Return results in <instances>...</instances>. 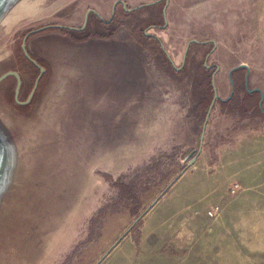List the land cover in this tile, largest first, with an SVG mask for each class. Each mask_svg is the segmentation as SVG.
Listing matches in <instances>:
<instances>
[{
	"label": "rangeland",
	"instance_id": "obj_1",
	"mask_svg": "<svg viewBox=\"0 0 264 264\" xmlns=\"http://www.w3.org/2000/svg\"><path fill=\"white\" fill-rule=\"evenodd\" d=\"M115 1L20 0L14 6L43 7L28 28L82 30L72 32L76 40L59 31L32 35L27 51L49 71L37 96L22 109L0 96V264H264V108L247 99L240 104V90L226 105L216 101L203 147L186 167L200 148L209 108L202 107L213 72L206 56L208 65L219 66L215 87L225 100L230 70L263 43L256 21L264 17V0H167L165 26L160 9L141 6L159 0H124L141 11L104 21ZM238 7H252L249 18ZM81 31L105 38L81 41ZM143 32L159 37L175 67L167 56L148 52L159 46ZM192 40L198 42L183 66ZM22 55L35 79L40 68ZM9 69L23 74L20 100H26L34 79L16 59L0 64V71ZM77 69L83 75L93 69L101 81L89 102L84 98L89 122L68 130L56 111L68 90L62 73L76 76ZM236 79L243 88L244 77ZM15 86L9 76L0 93Z\"/></svg>",
	"mask_w": 264,
	"mask_h": 264
},
{
	"label": "crops",
	"instance_id": "obj_2",
	"mask_svg": "<svg viewBox=\"0 0 264 264\" xmlns=\"http://www.w3.org/2000/svg\"><path fill=\"white\" fill-rule=\"evenodd\" d=\"M42 9L43 7H37V4H35V7H33L28 3H23L20 7H0V61L12 58L19 60L18 54L15 55V52L17 51L16 42L19 38L18 35L23 30L31 27L37 22H35V19ZM250 9L252 10V7H249L248 10L246 7H238V11L241 12V16L244 18V20L249 18L246 16V13H249ZM253 9L256 10L257 7H253ZM260 20L261 21L259 23L256 21V23L259 24L257 33L260 34V36L262 33L264 36V17H261ZM255 32L256 27L254 33ZM259 45V51L258 49H255V51L250 52V56L241 58L239 60L241 62H239L237 66L230 70L229 75L231 80V93L225 100H232L234 97H238L236 95V91L240 90L242 91L239 96L241 100L238 101L240 104L241 101L245 99V97L256 94L259 97L258 108H264V84L262 80V77H264V38L263 43L259 42ZM0 64L2 63L0 62ZM60 69L56 68V70ZM77 70L78 73L76 76L75 74L68 75L62 73V76H66L67 81L70 83H68V90L65 92V94H62V100L72 96V103H77L78 106H83L86 108L89 105L84 104V98L86 99L85 102H89L88 99L91 97L92 93L96 92L98 84L97 82L101 81V77L95 75V73L92 72L93 69L89 70V73L84 75L82 74L81 70ZM4 72L5 70H2L0 71V74ZM235 75H242L244 77L245 82L243 88L238 86L237 82L239 81L238 79L235 80ZM51 76H53L54 80V77H56L55 71L54 74H51ZM83 76L85 77L84 79ZM11 93L12 92H10L6 98L9 102L15 104V99H12L10 96ZM75 97H77V100ZM101 97L102 95L100 92L99 99ZM17 106H19V104Z\"/></svg>",
	"mask_w": 264,
	"mask_h": 264
},
{
	"label": "water",
	"instance_id": "obj_3",
	"mask_svg": "<svg viewBox=\"0 0 264 264\" xmlns=\"http://www.w3.org/2000/svg\"><path fill=\"white\" fill-rule=\"evenodd\" d=\"M20 0H0V7H14ZM149 4H152V3H149ZM149 4H146V5H149ZM166 7L164 8V17H165V25H167V20H166ZM63 25H47V26H43V27H40L38 29H35L33 31H31L30 33H33V32H39L43 29H46V28H50V27H61ZM70 28H73V27H70ZM73 29H81V28H73ZM26 34V36L24 37L23 39V42H22V49L25 53V56L31 60L36 66H38L40 68V75L38 77V79L36 80V83L33 87V89L31 90V92L29 93L28 97L26 98V100L24 101H21L20 100V94L23 92V77L22 75L20 74V72L18 70H12V69H9L7 71H5L4 73L0 74V85L3 84V82L6 80L7 77L9 76H14L15 77V80H16V86L14 89H10V88H5L3 90V95L0 93V96H3L5 99V102L10 105L12 108H13V104L11 102H9L6 98V96L10 93V92H14V99H15V102L19 105H25V104H30V102L32 101L33 97H34V94L38 88V84H39V80L41 79L42 75L44 72H46V69L44 67H41L40 64L36 61V60H33L30 55H29V52L27 51V38L29 36V34ZM194 41H197V40H192L190 42H188V45H187V48H186V51H185V54H184V61H185V57L187 55V50L189 48V45L191 44V42H194ZM169 56V54H168ZM208 57L209 55L206 56V66L209 68L211 67L210 65L207 64V60H208ZM8 59H5V60H2L0 61L3 64H5L7 62ZM171 60V59H170ZM172 61V60H171ZM173 63V61H172ZM184 64V63H183ZM219 70V67L217 66V69H216V72ZM216 72L213 74L212 76V85H213V90H214V96H213V99H212V102L208 108V112H207V115H206V120L204 122V129H203V132H202V135H201V138H202V141H201V145H200V148L197 150H193L190 155L193 157L189 159L188 161V164L186 167L188 166H191L194 164L197 156L199 155L202 147H203V138L205 136V128H206V125H207V121L209 119V115L214 107V104L215 102L220 99V96L218 95L217 93V89L215 87V75H216ZM26 77V76H25ZM26 79V78H25ZM98 83V82H97ZM75 99L77 100V97H75ZM72 100V96H70L69 98H66L63 100V102H65V105H62V107H59L61 110H58L56 111L57 114H59L60 116V119H59V123H61V125H64V127L66 129L69 130V125H83L89 121H86L84 120L85 119V112H84V109L85 107L83 106H78L77 103H72L71 102ZM16 108V107H14ZM58 108V109H59ZM83 109V116L80 115V112L82 111ZM19 114H20V111L18 109H15ZM57 110V109H56ZM80 117H83V122L80 120ZM68 125V126H67ZM4 122L0 121V131H2V129L4 128ZM80 127V126H79ZM186 167L180 171V173L167 185V187L150 203V205L134 220V222L132 223V225L128 228V231L138 222L140 221L144 214L160 199V197L166 192V190L171 186L173 185L183 174L184 172L186 171ZM126 233V232H125ZM125 233L123 235H125ZM122 235V236H123ZM118 242L115 241L114 245ZM107 253H105L104 255H106ZM103 255V256H104ZM103 256L101 258H103ZM101 259H99L95 264H98L100 262Z\"/></svg>",
	"mask_w": 264,
	"mask_h": 264
},
{
	"label": "flooded vegetation",
	"instance_id": "obj_4",
	"mask_svg": "<svg viewBox=\"0 0 264 264\" xmlns=\"http://www.w3.org/2000/svg\"><path fill=\"white\" fill-rule=\"evenodd\" d=\"M165 3V4H164ZM167 3H168V1L167 0H159V1H156V2H152V4H149V5H146V4H144V5H141L142 7L143 6H146V7H144V9H154V10H159L160 9V16L162 15V17L161 18H164V24H165V17H164V8L166 7L167 8ZM162 6V7H161ZM142 7H135V8H132V7H129L128 6V4L124 1V0H116L115 1V3H114V5H113V10H112V15H111V17H110V19L109 20H104V21H106V22H109V21H112V22H114V21H117V19L119 18V17H122V16H125V15H129V14H132V13H134V12H136L137 10L139 11ZM143 10V9H142ZM92 11H94L95 12V14L97 15L98 13L95 11V10H93L92 9ZM141 11V10H140ZM86 17V19H85V22H86V20L88 19V14L85 16ZM48 25H54V24H48ZM55 25H57V24H55ZM45 26H47V25H45ZM41 27H43V26H41ZM158 27H164V26H158ZM40 28V27H39ZM73 28H76V27H73ZM73 28H70V26H61V27H50V28H46V29H43V30H41V31H39V32H33V33H30L31 31H33V30H35V29H33V28H27V29H25V30H23L21 33H22V35L21 36H19V38L17 39V42H16V46H17V50H19V53H18V59L19 60H17V62H18V64H19V68L20 69H23L24 70V75L26 76V77H28L29 79H30V81L32 80V82H33V79H34V74L32 73V71H31V69L29 68V66L30 65H25V64H23V55H22V53L24 54V59L28 62V63H32L26 56H25V53H24V51H23V49H22V42H23V39H24V37L26 36V34H28V33H30L29 34V36H28V38H27V41L29 40V38L32 36V35H35V34H39V33H42V32H47V31H59V32H61V33H63L64 35H66L68 38L70 37L71 39H73V40H76L77 38L76 37H74L73 35H72V32L74 31V30H76V31H79V30H82V29H73ZM36 29H38V28H36ZM54 29H56V30H54ZM69 31H72V32H70L69 33ZM82 32V31H81ZM85 32H87V31H83L82 33H85ZM93 35V36H92ZM143 35H144V37H146V38H148L149 40H154V41H156V43H158V45L157 46H159L158 48H156V47H153V48H148L147 50H148V52L150 53V54H154V55H158V54H160V55H164V56H167V58L170 60L171 59V57H170V55L168 56V52H167V50H165L164 49V47H163V45H162V42H161V40L159 39V37L157 36V35H155V34H150V33H147V32H143ZM74 37V38H73ZM91 37H94V38H100V39H102V38H105L104 36H102V35H98V34H96V33H93V34H91L90 32L89 33H85L84 35H83V37L81 38V41H85V40H88L89 38H91ZM111 39V38H110ZM22 40V41H21ZM19 41H21V43L19 42ZM81 41H79V42H81ZM198 42V41H197ZM136 43H138L139 45H141V42H139V41H137ZM192 44H194V43H192L191 42V44L189 45V48H188V50H187V55H188V53L190 52V49H191V46H192ZM188 45V44H187ZM187 48V47H186ZM186 51V50H185ZM155 52V53H154ZM185 54V53H184ZM186 55V57H185V60L187 59V56ZM209 58V57H208ZM185 62L186 61H184V64H185ZM170 63L171 64H173L172 62H171V60H170ZM33 64V63H32ZM184 64H183V66H184ZM207 64H208V62H207ZM33 65H35V64H33ZM36 66V65H35ZM173 66H174V64H173ZM206 66V65H205ZM211 66V65H210ZM37 67V66H36ZM175 67V66H174ZM207 67V66H206ZM219 67V66H218ZM182 68V67H181ZM208 68V67H207ZM210 68V70H212L213 72H212V76H213V74L216 72V69H217V66L216 65H212L211 67H209ZM219 71V70H218ZM217 71V72H218ZM41 72V71H40ZM46 72L47 73H49V71H47L46 70ZM216 72V73H217ZM40 75V74H39ZM216 76V75H215ZM39 77V76H38ZM38 77H36L35 79H34V85H35V83H36V80L38 79ZM42 79H44V78H42L41 77V79L39 80V84H38V88H37V90H36V92H35V94H34V97H33V100L30 102V104L29 105H31V103L34 101V99H35V97L37 96V94H38V92H39V87H40V82H41V80ZM211 84H212V82H211ZM34 87V86H33ZM212 87H213V85H212ZM10 96L11 97H13V94L11 93L10 94ZM234 99V98H233ZM232 99V100H233ZM222 99L220 98V99H218L217 101H221ZM225 101V100H224ZM231 101V100H230ZM216 103V102H215ZM221 103V102H220ZM24 107H28V104H25V105H19L18 106V108H24Z\"/></svg>",
	"mask_w": 264,
	"mask_h": 264
},
{
	"label": "trees",
	"instance_id": "obj_5",
	"mask_svg": "<svg viewBox=\"0 0 264 264\" xmlns=\"http://www.w3.org/2000/svg\"><path fill=\"white\" fill-rule=\"evenodd\" d=\"M70 32H72V31H69V33ZM210 90H211L210 95L209 96L207 95L205 98H203V105L204 106L202 105V107H204V108L210 106V104L212 102V99H213V96H214V90H213L212 84H211V89ZM257 97H258V95L253 94L252 96L245 97V99H247V102L249 100V103L251 101L253 103V105L255 106V108L257 109L258 108V101H259V97L258 98ZM229 101L230 100H225V101L221 100L220 102L222 103V105H226L227 103H229ZM116 184L119 187V189L122 190V191H124V189L126 188V186L123 185V183L118 182Z\"/></svg>",
	"mask_w": 264,
	"mask_h": 264
},
{
	"label": "built area",
	"instance_id": "obj_6",
	"mask_svg": "<svg viewBox=\"0 0 264 264\" xmlns=\"http://www.w3.org/2000/svg\"><path fill=\"white\" fill-rule=\"evenodd\" d=\"M217 210H218V207H216L215 210L209 211L208 213H209V215L213 216L216 213Z\"/></svg>",
	"mask_w": 264,
	"mask_h": 264
}]
</instances>
